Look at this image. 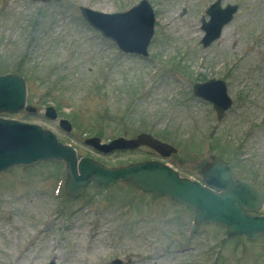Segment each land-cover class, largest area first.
Instances as JSON below:
<instances>
[{"label": "rangeland", "instance_id": "374dc122", "mask_svg": "<svg viewBox=\"0 0 264 264\" xmlns=\"http://www.w3.org/2000/svg\"><path fill=\"white\" fill-rule=\"evenodd\" d=\"M140 1L0 0V74L24 77L38 110L0 116L51 130L80 157L108 166L163 160L201 180L209 156H218L264 191V0H220L237 9L207 46L202 20L219 0H148L155 28L147 56L122 52L80 9L114 20ZM209 80L224 84L231 101L221 118L194 94ZM50 105L56 119L45 115ZM60 119L72 130L61 129ZM142 133L176 152L162 159L142 144L109 154L84 144ZM66 178L64 161L0 173V264H264L261 235L227 238L222 225L194 224L193 208L130 182L89 185L70 197Z\"/></svg>", "mask_w": 264, "mask_h": 264}, {"label": "water", "instance_id": "95a60500", "mask_svg": "<svg viewBox=\"0 0 264 264\" xmlns=\"http://www.w3.org/2000/svg\"><path fill=\"white\" fill-rule=\"evenodd\" d=\"M81 9L87 21L117 42L124 51L147 55L154 26L153 12L148 2L143 1L128 13L115 15L117 18L114 20L100 12L85 7ZM236 9L237 6L231 5L222 9L219 0L208 10L211 20L203 26L207 32L203 40L205 46L220 36L222 27L231 20ZM124 16L130 19H119ZM211 82L197 85L195 92L213 102L221 117L231 101L224 84ZM26 95V82L18 74L0 76V112L13 113L23 109ZM47 114L53 119L57 116L53 107L47 108ZM60 123L66 131H71L72 126L67 120ZM88 143L106 152L141 144L154 148L166 157L176 152L173 146L146 133L132 140L119 138L108 145H101L98 138L90 139ZM42 159L65 160L68 168L66 191L70 196H79L90 183L98 187L119 180L132 182L145 192L167 196L194 208L198 224L216 222L224 225L229 237L245 235L253 239L258 233L264 235V215L250 213L263 209L264 192L259 191L253 182L236 179L229 164L218 157H213L212 162L203 168L205 184H202L182 177L177 170L163 162L143 161L107 167L88 157L78 159L76 150L59 142L52 131L38 125L0 119V172Z\"/></svg>", "mask_w": 264, "mask_h": 264}, {"label": "bare ground", "instance_id": "6f19581e", "mask_svg": "<svg viewBox=\"0 0 264 264\" xmlns=\"http://www.w3.org/2000/svg\"><path fill=\"white\" fill-rule=\"evenodd\" d=\"M191 27V26H190ZM225 28V27H224ZM225 33V32H224Z\"/></svg>", "mask_w": 264, "mask_h": 264}]
</instances>
